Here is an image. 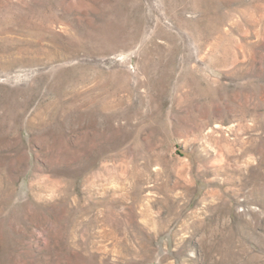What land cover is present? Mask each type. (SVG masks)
Returning a JSON list of instances; mask_svg holds the SVG:
<instances>
[{
  "label": "rangeland",
  "instance_id": "374dc122",
  "mask_svg": "<svg viewBox=\"0 0 264 264\" xmlns=\"http://www.w3.org/2000/svg\"><path fill=\"white\" fill-rule=\"evenodd\" d=\"M0 264H264V0H0Z\"/></svg>",
  "mask_w": 264,
  "mask_h": 264
}]
</instances>
